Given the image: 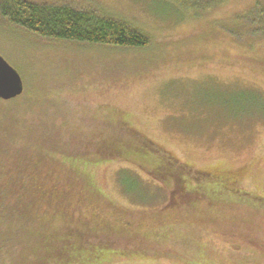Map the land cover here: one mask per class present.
<instances>
[{
  "label": "rangeland",
  "instance_id": "1",
  "mask_svg": "<svg viewBox=\"0 0 264 264\" xmlns=\"http://www.w3.org/2000/svg\"><path fill=\"white\" fill-rule=\"evenodd\" d=\"M77 1L126 19L152 37L153 47L122 54L42 45L0 31V57L23 83L21 96L0 107L23 117L20 133L33 145L49 144L72 156L81 153L72 130L91 133L103 118L122 120L181 163L264 198V120L236 118L218 106L224 95L238 97L239 106L259 105L264 117V41L239 46L208 28L257 4L264 10V0H221L188 11L159 0ZM71 163L102 195L129 210L157 211L169 202L159 182L125 162L94 154ZM162 235L168 243L159 249L176 253L168 259L111 254L97 264H264L263 251L213 233L176 226Z\"/></svg>",
  "mask_w": 264,
  "mask_h": 264
},
{
  "label": "trees",
  "instance_id": "2",
  "mask_svg": "<svg viewBox=\"0 0 264 264\" xmlns=\"http://www.w3.org/2000/svg\"><path fill=\"white\" fill-rule=\"evenodd\" d=\"M159 1L188 11L205 10L221 0ZM208 28L239 46L263 42L264 10L257 4L247 14ZM0 31L20 33L42 45L122 54L146 52L154 44L126 19L77 0H0ZM259 64L264 67V61ZM223 99L216 105L236 118L258 115L264 120L259 105L247 109L238 105L243 101L238 97ZM235 107L238 112L232 111ZM103 119L91 133L72 130L74 144L80 142L74 149L81 153L69 156L49 144L33 145L20 133L23 117L0 107V264H97L111 254L168 259L176 253L159 249L168 243L162 233L176 226L264 252V198L231 187L228 178L181 163L125 121ZM94 154L125 162L159 182L170 194L168 204L157 211H133L102 195L71 163ZM227 192L235 195L223 198ZM180 241L189 245L185 238Z\"/></svg>",
  "mask_w": 264,
  "mask_h": 264
},
{
  "label": "water",
  "instance_id": "3",
  "mask_svg": "<svg viewBox=\"0 0 264 264\" xmlns=\"http://www.w3.org/2000/svg\"><path fill=\"white\" fill-rule=\"evenodd\" d=\"M23 83L19 74L0 57V100L10 101L21 96Z\"/></svg>",
  "mask_w": 264,
  "mask_h": 264
}]
</instances>
